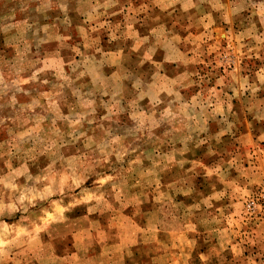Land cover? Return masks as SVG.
Instances as JSON below:
<instances>
[{"label": "rangeland", "instance_id": "374dc122", "mask_svg": "<svg viewBox=\"0 0 264 264\" xmlns=\"http://www.w3.org/2000/svg\"><path fill=\"white\" fill-rule=\"evenodd\" d=\"M0 264H264V0H0Z\"/></svg>", "mask_w": 264, "mask_h": 264}]
</instances>
